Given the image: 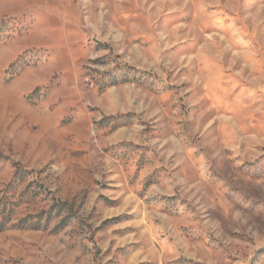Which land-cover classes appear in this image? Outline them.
Wrapping results in <instances>:
<instances>
[{
  "label": "rangeland",
  "instance_id": "1",
  "mask_svg": "<svg viewBox=\"0 0 264 264\" xmlns=\"http://www.w3.org/2000/svg\"><path fill=\"white\" fill-rule=\"evenodd\" d=\"M0 264H264V0H0Z\"/></svg>",
  "mask_w": 264,
  "mask_h": 264
},
{
  "label": "trees",
  "instance_id": "2",
  "mask_svg": "<svg viewBox=\"0 0 264 264\" xmlns=\"http://www.w3.org/2000/svg\"><path fill=\"white\" fill-rule=\"evenodd\" d=\"M58 203H59V205H62V206H68V204L65 202H58Z\"/></svg>",
  "mask_w": 264,
  "mask_h": 264
}]
</instances>
